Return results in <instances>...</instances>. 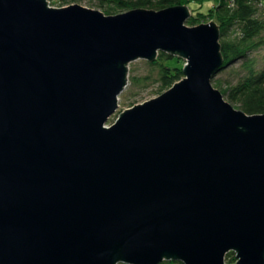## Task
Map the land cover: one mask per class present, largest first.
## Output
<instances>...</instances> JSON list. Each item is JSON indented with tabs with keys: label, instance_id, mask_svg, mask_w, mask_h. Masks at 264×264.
<instances>
[{
	"label": "water",
	"instance_id": "95a60500",
	"mask_svg": "<svg viewBox=\"0 0 264 264\" xmlns=\"http://www.w3.org/2000/svg\"><path fill=\"white\" fill-rule=\"evenodd\" d=\"M0 0V264H264V113L227 101L215 21ZM184 76L122 110L128 63Z\"/></svg>",
	"mask_w": 264,
	"mask_h": 264
},
{
	"label": "trees",
	"instance_id": "16d2710c",
	"mask_svg": "<svg viewBox=\"0 0 264 264\" xmlns=\"http://www.w3.org/2000/svg\"><path fill=\"white\" fill-rule=\"evenodd\" d=\"M81 0H60V6ZM88 7L105 14H117L135 8L160 10L175 5H197L192 8L187 23L198 25L202 20L215 21L220 31V48L224 65H232L234 75L226 80L221 92L237 102L248 114L264 113V0H86ZM210 6V7H209ZM176 55L159 52L152 65L158 67V79L168 89L184 74L182 68L172 65ZM215 77V76H214ZM212 78L216 88L221 78ZM234 78V80H233ZM235 257L228 258L233 261ZM159 264H183L179 260H163Z\"/></svg>",
	"mask_w": 264,
	"mask_h": 264
},
{
	"label": "rangeland",
	"instance_id": "374dc122",
	"mask_svg": "<svg viewBox=\"0 0 264 264\" xmlns=\"http://www.w3.org/2000/svg\"><path fill=\"white\" fill-rule=\"evenodd\" d=\"M49 5L52 7H62L60 6V0H48ZM79 3L84 6H89L86 0H81ZM72 4V3H71ZM69 5V4H66ZM63 5V6H66ZM186 5V4H185ZM189 10L192 13V8L197 7V5L189 6L187 5ZM210 7V6H209ZM95 8V7H93ZM188 20V19H187ZM187 20L185 21L186 25H189L187 23ZM211 20H202L201 23H207ZM185 60L176 56L172 62H170L172 65H177L179 67H183ZM128 71H127V83L123 91L119 94V100H118V107L115 110V112L107 119L106 125L112 124L116 118L118 117L119 113L128 108L131 107L134 104L141 103L145 100H148L150 98L156 97L165 90L166 88H163L160 84V81L158 79V67L157 65H152L151 61L146 60L144 58H138L135 60H132L128 63ZM234 75V69L232 65H228L227 67L220 70L218 73H216L214 76L216 78H221L222 80V86L218 89L221 90V88L226 86V80H229ZM214 77V78H215ZM234 80V78H233ZM224 98L229 101L235 108H239V104L237 102H233L228 99L226 94H223ZM236 253L235 251H230L225 256V262L227 264H234L236 262ZM235 257L233 261H228V258ZM117 264H128L125 262H118Z\"/></svg>",
	"mask_w": 264,
	"mask_h": 264
}]
</instances>
